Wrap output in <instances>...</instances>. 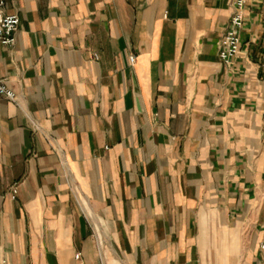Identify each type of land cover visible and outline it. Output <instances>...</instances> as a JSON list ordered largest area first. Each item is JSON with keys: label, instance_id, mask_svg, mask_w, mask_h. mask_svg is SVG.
<instances>
[{"label": "crops", "instance_id": "obj_1", "mask_svg": "<svg viewBox=\"0 0 264 264\" xmlns=\"http://www.w3.org/2000/svg\"><path fill=\"white\" fill-rule=\"evenodd\" d=\"M4 12L0 264H264V0L230 68V0Z\"/></svg>", "mask_w": 264, "mask_h": 264}, {"label": "built area", "instance_id": "obj_2", "mask_svg": "<svg viewBox=\"0 0 264 264\" xmlns=\"http://www.w3.org/2000/svg\"><path fill=\"white\" fill-rule=\"evenodd\" d=\"M231 5L237 10L230 20L227 29L224 31L219 42L218 57L220 61L228 68L234 65V60L241 48L240 31L243 26V11L246 0H230ZM20 18L17 14H6L4 12V0H0V44L13 45L15 43V35L19 29ZM97 55H95V59ZM129 64L132 66L136 61L135 55L129 56ZM0 97L7 101H15L16 94L13 90L6 86L5 80L0 78ZM12 198L17 193V183L12 187ZM79 254L76 255V258Z\"/></svg>", "mask_w": 264, "mask_h": 264}]
</instances>
